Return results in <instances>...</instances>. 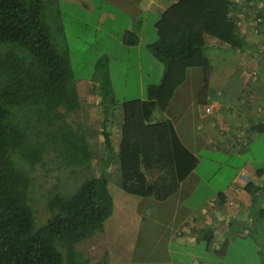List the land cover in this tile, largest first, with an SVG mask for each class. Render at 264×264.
I'll list each match as a JSON object with an SVG mask.
<instances>
[{"label":"trees","instance_id":"1","mask_svg":"<svg viewBox=\"0 0 264 264\" xmlns=\"http://www.w3.org/2000/svg\"><path fill=\"white\" fill-rule=\"evenodd\" d=\"M45 1L0 0V264H91L74 246L103 229L114 213L105 175L81 177L69 189L53 184L45 206L49 216L42 225L37 226L30 204L39 168L47 171L55 163L54 170L71 168L73 174L92 169L87 126L73 118L82 103L71 59L52 41L43 16ZM156 32L148 47L165 72L159 83L148 85L145 99L120 102L124 117L119 158L121 184L128 193L163 201L178 192L199 157L171 120L154 121L155 112L166 111L190 68H203L201 94L207 92L213 71L205 55L208 38L231 51H243L244 42L229 0H178L156 22ZM123 41L136 45L140 37L126 31ZM117 103L113 100L112 108ZM108 108L104 99L105 121ZM104 138L110 163L113 146L107 130ZM256 175L264 176V166ZM243 188L251 197L250 216L259 223L264 186L247 181ZM247 230V236L258 233L256 226ZM201 233L211 247L214 228ZM108 258L97 264H107Z\"/></svg>","mask_w":264,"mask_h":264},{"label":"crops","instance_id":"2","mask_svg":"<svg viewBox=\"0 0 264 264\" xmlns=\"http://www.w3.org/2000/svg\"><path fill=\"white\" fill-rule=\"evenodd\" d=\"M117 1L115 13L103 12L100 20L104 23L107 20L117 24L121 22L120 29L111 32L131 31L137 34L140 37L138 44L127 45L123 41V36L120 44L129 53L141 55L143 42L141 32H146L149 26L152 32L153 29L156 31V22L168 6L178 0ZM229 1L230 14L238 23L244 50H225L215 39L208 38L209 45L205 49V55L210 60L213 71L207 92L201 94L202 89H199L196 93L186 94L187 104L180 112L178 121L171 110L174 94L166 111L155 112L154 121L171 120L179 137L189 149L191 148L188 142L202 149L196 140H203V135H206L211 137L207 143H213V136L224 135L228 129L231 134L230 137L226 134L227 142L229 138L236 136V139H232L233 154L237 160H241L243 151L250 145L251 148L262 145L264 150V142L261 144L264 135V0ZM148 46L149 44L143 45L146 50L152 51ZM189 70L186 80L178 89L189 80ZM164 72L165 67L158 83L162 80ZM97 85L100 83L91 82L81 87L78 85V90L84 122L89 133L92 173L97 176L105 175L114 197L115 209L113 215L104 223L103 229L76 243L74 252L89 259L91 264H97L106 255L109 257L116 255L117 259L122 260L128 259L134 255L133 244L138 241L140 233L142 232L144 237H152L151 229L158 228L161 231L159 238H162L163 243L173 246V250L169 248L168 251L176 254L175 258H171L174 264H227L229 260L245 261L248 258L246 252L235 245L239 240H246V234L249 233L247 229L254 226L258 229L257 235L259 237L262 235L264 242V212L259 223H254L250 216L251 197L243 186L247 181L264 186V176L256 175V169L259 168L257 165L264 166V157L259 161L254 159L243 163L227 187L213 195L211 191L209 194L208 190L211 189L208 188L204 192V198L199 196L202 185H195L198 176H194V173L198 166L181 183L178 192L163 201L156 200L154 196L128 193L121 184L119 147L124 113L120 102L145 99L150 84L146 89L142 85L141 95L137 97L117 99L113 93L108 92L118 103L114 106L112 117L107 121L102 110V102L104 99L107 101V97L102 94L99 87H96ZM144 91L146 92L143 95ZM210 104H213L214 108L207 112L206 107ZM104 130L109 132L113 146L110 163L107 162ZM193 152L198 156L196 151ZM190 179L192 182L188 186ZM220 193H223L222 196ZM258 208L264 209V192ZM207 227L214 228L213 242L209 248L207 238L201 233ZM111 236L116 246L108 247L112 241ZM132 240L131 247L124 250L122 245H129V241ZM258 243L254 254L260 259L264 244L260 245V239ZM186 247L191 248L187 252L190 257L184 251ZM197 247L201 249L199 252Z\"/></svg>","mask_w":264,"mask_h":264},{"label":"rangeland","instance_id":"3","mask_svg":"<svg viewBox=\"0 0 264 264\" xmlns=\"http://www.w3.org/2000/svg\"><path fill=\"white\" fill-rule=\"evenodd\" d=\"M117 3V0H46L43 5V16L48 32L57 49L68 52L77 86L81 87L91 82L100 83L96 87H99L102 94L107 97L105 98L109 105L108 119L112 117L115 108L114 106L112 108L113 99L108 92L113 93L117 99L140 96L141 86L143 85V88L146 89L148 84L158 83L165 67L164 63L152 51L143 47L157 39V32L154 29L152 32L150 26L146 32H141L142 53L136 55L135 52L129 53L127 49L121 47L120 39L124 32H111L120 29L121 22L118 24L109 20L105 23L101 22L100 16L103 12L115 13ZM203 86V68H191L189 80L176 91L173 99L171 110L176 116V120L179 119L180 112L186 107V99L188 100L186 94L196 93ZM73 118L84 122L83 110L81 109V112ZM226 134L230 137L231 131L227 129L224 135L213 136V143H207L211 137L203 135V140H196L202 149H198L196 144L188 142L190 148L196 151L199 157V165L193 175L198 176L195 185H202L199 191L201 198H204V192L208 188L211 189L208 190L209 194L211 191L213 195L227 187L238 168L240 169L246 161L254 159L259 161L264 157L262 145L254 148H251L250 145L243 151V159L237 160L233 154L232 142L236 136L229 138L227 142ZM235 134L237 135V132ZM261 141L262 144L264 135ZM55 165V163H51L47 171L39 168L34 173L36 191L34 190L32 193L33 198L31 197L30 204L34 209L37 226L44 224L48 219L49 215L45 206L50 194L52 195L53 184L57 183L69 189L74 182L80 181L81 177H86L93 171L91 169V171L86 170L73 174L71 168L54 170ZM257 167H262V164ZM56 178L58 181L60 179L61 183H58ZM191 180L188 181V186L191 184ZM195 200L198 201V199ZM261 231L262 229L260 233ZM151 232L152 237H144L143 233H140L138 241L133 244L135 247V251L132 250L134 251L133 257L122 260L117 259L116 255H112L108 258L107 264H174L175 262L171 258H175L176 254L168 251L169 248L173 250V246L165 245L162 238H159L161 237L160 229L152 228ZM262 238L254 232L253 235L247 236L246 240H239L235 245L238 249L247 250L248 258L245 260V264H260V259L254 252L257 244L259 245V239L261 240L260 245L264 244ZM112 241L109 242L108 247L116 246V243ZM132 242L133 240L129 241V245H122L124 250L131 247ZM190 250V247H186L184 250L188 257L190 255L187 252ZM200 250V247H197V252Z\"/></svg>","mask_w":264,"mask_h":264},{"label":"built area","instance_id":"4","mask_svg":"<svg viewBox=\"0 0 264 264\" xmlns=\"http://www.w3.org/2000/svg\"><path fill=\"white\" fill-rule=\"evenodd\" d=\"M213 108H214V105H213V104H210V105H208V106L206 107V111H207V112H211V111L213 110Z\"/></svg>","mask_w":264,"mask_h":264}]
</instances>
